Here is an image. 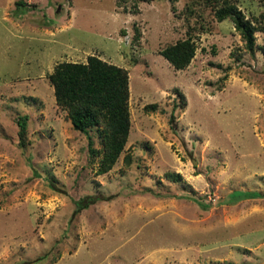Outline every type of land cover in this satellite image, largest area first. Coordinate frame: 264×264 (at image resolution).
Listing matches in <instances>:
<instances>
[{"label": "rangeland", "instance_id": "1", "mask_svg": "<svg viewBox=\"0 0 264 264\" xmlns=\"http://www.w3.org/2000/svg\"><path fill=\"white\" fill-rule=\"evenodd\" d=\"M14 1L0 0V264H264V0H229L252 53L220 0ZM184 38L175 68L159 50ZM88 54L127 74V134L102 172L101 125L74 129L47 78ZM84 194L98 198L72 214Z\"/></svg>", "mask_w": 264, "mask_h": 264}, {"label": "trees", "instance_id": "2", "mask_svg": "<svg viewBox=\"0 0 264 264\" xmlns=\"http://www.w3.org/2000/svg\"><path fill=\"white\" fill-rule=\"evenodd\" d=\"M218 1V0H217ZM15 7L22 5L21 0L14 1ZM217 20L228 17L236 30L239 31L246 49L253 51L254 25L244 16L232 1L220 0L213 9ZM264 18L263 10L259 12ZM175 68L187 64L193 54V44L187 39H177L159 50ZM47 78L53 89V96L58 106L65 109L71 126L86 132L92 125H101L98 134L102 143V155L99 159L97 171L108 169L121 149L128 130L126 108L127 74L126 70L114 63L105 61L96 55L88 54L84 61H58ZM146 109H154V104H146ZM172 118V114L170 113ZM26 114L16 120L19 145L23 144ZM87 149L90 155L96 152L87 137ZM164 176L170 180H177L179 173L165 171ZM52 187H55L52 185ZM255 190L230 191L232 197L256 196ZM98 196L84 194L74 200L72 214L94 202Z\"/></svg>", "mask_w": 264, "mask_h": 264}]
</instances>
